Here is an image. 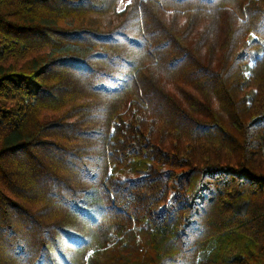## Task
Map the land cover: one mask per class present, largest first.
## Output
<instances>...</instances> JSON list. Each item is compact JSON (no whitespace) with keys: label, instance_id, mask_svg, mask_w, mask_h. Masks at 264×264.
Listing matches in <instances>:
<instances>
[{"label":"trees","instance_id":"trees-1","mask_svg":"<svg viewBox=\"0 0 264 264\" xmlns=\"http://www.w3.org/2000/svg\"><path fill=\"white\" fill-rule=\"evenodd\" d=\"M0 264H264V0H0Z\"/></svg>","mask_w":264,"mask_h":264},{"label":"rangeland","instance_id":"rangeland-1","mask_svg":"<svg viewBox=\"0 0 264 264\" xmlns=\"http://www.w3.org/2000/svg\"><path fill=\"white\" fill-rule=\"evenodd\" d=\"M119 8H121V6Z\"/></svg>","mask_w":264,"mask_h":264}]
</instances>
